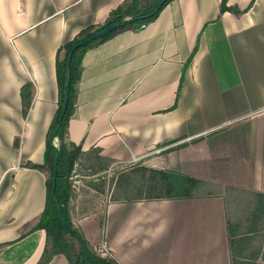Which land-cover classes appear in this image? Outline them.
<instances>
[{
  "label": "crops",
  "instance_id": "1",
  "mask_svg": "<svg viewBox=\"0 0 264 264\" xmlns=\"http://www.w3.org/2000/svg\"><path fill=\"white\" fill-rule=\"evenodd\" d=\"M126 1L0 0V264H38L46 246L35 227L47 177L26 165L44 164L58 51ZM222 1L173 0L145 28L83 55L66 142L82 151L73 177L85 170L107 184L101 207L77 224L119 264H233L234 242L242 253L245 238L264 235L260 218L242 232L225 193L248 195L254 211L264 196V0L250 9L253 0H228L241 15L222 13ZM154 171L203 184L189 198L148 199L137 190L154 185ZM125 174L130 186L119 187ZM242 257L264 264V238L257 256Z\"/></svg>",
  "mask_w": 264,
  "mask_h": 264
},
{
  "label": "trees",
  "instance_id": "2",
  "mask_svg": "<svg viewBox=\"0 0 264 264\" xmlns=\"http://www.w3.org/2000/svg\"><path fill=\"white\" fill-rule=\"evenodd\" d=\"M163 0H127L123 5L112 12L110 18L105 25L94 29L92 27L83 30L77 38L73 41L66 43L62 46L57 54L56 72L57 82L59 89V103L58 109L50 125L47 140L44 164L26 165L28 168L39 170L46 174L50 173V178L47 177L46 181V206L45 210L40 218L35 230H44L46 232V246L41 260L38 264H50L55 256H64L69 264H80L82 259H85V264H119L113 258H106L98 255L91 243L87 240L81 228L76 227L73 223L71 216V203L75 194L74 182L72 180L75 171V166L82 156L81 148L74 145H67V133L69 122L76 110L77 103V87L82 77V61L85 51L95 45L109 40L116 33L125 31L128 29H137L145 24L151 23L157 19L161 11L170 4L173 0H168L161 8L160 3ZM256 0H253L250 4V9ZM247 9V10H248ZM246 10V11H247ZM245 11V12H246ZM221 12H232L235 15H241L244 12L237 7H228V0L222 1ZM120 22L121 28L108 35L107 37L95 41L87 47L79 49L72 60V77L70 88V101L67 112L63 113L65 78L67 71L68 56L71 49L78 42L87 39L97 32L103 30L107 26ZM195 53V52H194ZM189 58L188 62H191L193 55ZM22 102H23V115L27 117L29 110L33 104V86L25 85L22 88ZM55 139L59 140V147H55ZM19 143H16L18 147ZM59 157V161L57 160ZM58 171L57 178H55V172ZM144 176V175H143ZM105 182L101 184H90L92 188L103 192L106 188V177H102ZM151 178L154 181V185L146 186L143 180L142 188L137 191L142 193L146 192L148 199H184L191 197L194 192L203 184L201 181L191 179L188 177H180L173 173L167 172H152ZM102 179V180H103ZM130 175L125 174L119 179V187H129ZM55 183L57 184V196L62 208L63 215L72 228V231L67 230L60 218L59 211L53 199V188ZM125 198L131 199L137 197L132 192L125 190ZM116 197V196H115ZM260 203L255 207L254 219H264V196L260 195ZM70 237V238H69ZM235 243V242H234ZM233 243V246H234ZM237 253V248L233 251V264L236 263V258L240 257ZM89 255V257H87ZM244 264H252L250 261L243 260ZM242 264V263H240Z\"/></svg>",
  "mask_w": 264,
  "mask_h": 264
},
{
  "label": "rangeland",
  "instance_id": "3",
  "mask_svg": "<svg viewBox=\"0 0 264 264\" xmlns=\"http://www.w3.org/2000/svg\"><path fill=\"white\" fill-rule=\"evenodd\" d=\"M144 1V0H143ZM88 174L85 170H83L80 173V180L78 182V189L75 190V194L73 197V201L71 204V216L73 223L75 224L76 227L81 228L78 224V220H83L84 218L90 216L94 211H96L99 207H101L100 199L101 195L98 193L97 190L91 187L90 184H101L104 183L105 180L102 177H107V176H102L98 179H93V180H87ZM47 177L50 178V173L47 172ZM103 179V180H102ZM74 184V183H73ZM225 193L231 203L233 215L235 220L239 222L241 225H247L242 229V232L246 234L247 236V230H249L248 225H252L253 221H257L254 219V205L252 198H250L248 195H245L241 192H238L237 190H232V189H225ZM262 220V219H260ZM264 221V220H262ZM264 223V222H263ZM234 228V225L233 227ZM264 235L262 234H254L253 236L247 237L245 239H251V242L247 243V246L243 248L242 253L239 252L237 249V253L239 254L240 257L236 258V263L244 264L243 257L242 256H257L263 242V237ZM70 238V237H69ZM238 242H235V248H237ZM94 251L106 258H112V256L104 249L100 244H95L93 246ZM252 264H258L256 260L254 262H251Z\"/></svg>",
  "mask_w": 264,
  "mask_h": 264
},
{
  "label": "water",
  "instance_id": "4",
  "mask_svg": "<svg viewBox=\"0 0 264 264\" xmlns=\"http://www.w3.org/2000/svg\"><path fill=\"white\" fill-rule=\"evenodd\" d=\"M167 1L168 0H163L160 3L159 8H161ZM121 25L122 24L120 22L113 23V24L107 26L106 28H104L103 30L97 32L93 36L78 42L71 49L70 54L68 56L67 71H66V78H65L66 91H65V94H64V105H63V113L64 114L68 110L69 101H70V88H71V77H72V60H73L74 55L76 54V52L79 49L87 47L90 44H92L93 42L101 40V39L107 37L108 35L112 34L116 30L121 28ZM57 160L59 161V157H57ZM57 175H58V171L55 172V178H57ZM52 195H53L54 202H55L56 207H57V209L59 211L60 218H61V221H62L64 227L67 230L72 231V228L69 226V224L67 223V221H66V219H65V217L63 215L62 208H61L58 196H57V184L56 183L54 185ZM87 257H89V255H87ZM80 264H85V259H82Z\"/></svg>",
  "mask_w": 264,
  "mask_h": 264
},
{
  "label": "built area",
  "instance_id": "5",
  "mask_svg": "<svg viewBox=\"0 0 264 264\" xmlns=\"http://www.w3.org/2000/svg\"><path fill=\"white\" fill-rule=\"evenodd\" d=\"M145 27H146V25H143V26H142V28H145ZM77 178H78V177L75 176V177L72 178V180H73V182H74V188H75L76 190H79V189H78V185H77V184H78Z\"/></svg>",
  "mask_w": 264,
  "mask_h": 264
}]
</instances>
